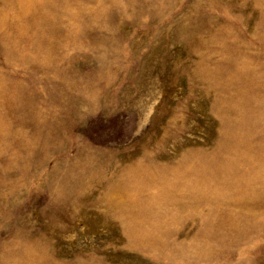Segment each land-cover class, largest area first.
<instances>
[{
	"label": "rangeland",
	"instance_id": "1",
	"mask_svg": "<svg viewBox=\"0 0 264 264\" xmlns=\"http://www.w3.org/2000/svg\"><path fill=\"white\" fill-rule=\"evenodd\" d=\"M0 264H264V0H0Z\"/></svg>",
	"mask_w": 264,
	"mask_h": 264
}]
</instances>
